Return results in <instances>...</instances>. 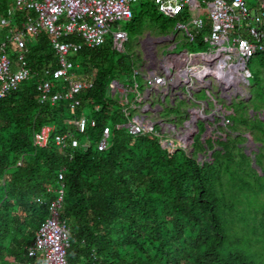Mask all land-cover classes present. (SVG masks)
I'll list each match as a JSON object with an SVG mask.
<instances>
[{
	"label": "trees",
	"instance_id": "16d2710c",
	"mask_svg": "<svg viewBox=\"0 0 264 264\" xmlns=\"http://www.w3.org/2000/svg\"><path fill=\"white\" fill-rule=\"evenodd\" d=\"M135 4L123 27L128 41L146 28L174 32L182 19L165 16L153 0ZM12 7L13 0H0V15ZM22 16L15 12L13 25L20 27ZM184 46L191 52L208 47L201 37L185 40ZM7 52L14 60V51ZM23 52L29 76L0 98V264L40 263L27 248L62 186L60 218L68 228L70 264H253L226 243L236 226L235 234L264 248V235L244 221L241 208L244 195L258 197L264 188V51L247 62L249 98H233L220 109L228 130L219 127L202 138L205 128L199 125L189 153L180 146H162L161 136L152 131L131 135L125 128L135 111L110 85L117 80L143 92L145 82L135 72L137 54L114 48L109 38L71 55L74 78L92 82L71 108L67 99L38 101L44 69L56 66L50 35L43 30L29 37ZM52 84L67 87L62 80ZM172 111L182 114L179 108ZM81 116L94 124L78 133L73 122ZM43 125L59 134L71 132L79 145L61 148L51 139L37 146L34 134ZM105 127L109 143L99 151ZM248 138L260 143L253 158L240 146ZM252 211L255 219L258 212Z\"/></svg>",
	"mask_w": 264,
	"mask_h": 264
},
{
	"label": "built area",
	"instance_id": "2783aa9c",
	"mask_svg": "<svg viewBox=\"0 0 264 264\" xmlns=\"http://www.w3.org/2000/svg\"><path fill=\"white\" fill-rule=\"evenodd\" d=\"M136 1L13 0V7L0 15V31L5 30L0 34V98L28 78L29 68L23 51L28 38L44 30L50 35L56 66L44 69V77L37 85L38 101L41 104H54L67 99L70 100L71 108L78 106L80 100L77 95L90 88L92 82L86 78H74L72 69L75 65L70 56L84 48L99 47L109 38L114 48L123 50L128 36L120 23L131 19V5ZM153 1L165 16L181 15L182 19L176 22L175 29L182 32L186 40L193 41L201 37L208 47L199 52L183 51L167 57L152 51V69L148 70L145 77L148 89H162L177 84L206 86L213 78L222 91L231 93L240 91V84H248L251 72L247 62L256 52L264 51V0H253L252 4L248 0ZM197 10H203L204 16H195L193 13ZM15 12L23 14L20 27L13 25ZM9 48L15 53L14 60L7 52ZM178 64L183 66L178 68ZM54 80L66 82L67 87L54 89ZM124 91L128 93L126 88ZM225 123L228 120H224ZM88 124L93 125L94 121L86 116L73 122L78 133H83ZM124 126L131 135L152 131L161 136L143 115L133 116ZM194 131L192 126L184 137L179 132L177 135L184 140ZM109 138V127H105L97 145L99 151L107 147ZM51 139L61 148L79 145L78 138L71 132L55 133L52 125H43L34 134L33 142L42 147ZM58 179H63L62 171ZM63 193L62 186L56 199L49 204L48 217L37 230L32 245L27 248L29 256H39V264H70L66 258L68 228L60 218Z\"/></svg>",
	"mask_w": 264,
	"mask_h": 264
},
{
	"label": "crops",
	"instance_id": "0c3cea01",
	"mask_svg": "<svg viewBox=\"0 0 264 264\" xmlns=\"http://www.w3.org/2000/svg\"><path fill=\"white\" fill-rule=\"evenodd\" d=\"M179 36L181 37L179 38ZM138 38L136 40H138ZM150 39H152V42H151L152 45H150L152 51L155 50L154 49L155 47L153 45L154 41L159 42L160 40H164V39L169 40L168 43L170 45L167 47L166 53H162L161 49L158 50L156 48L155 52L159 56H165V57L174 56V55L179 54L180 52L189 51L187 48H183L178 52L173 51V49L176 48L178 45L184 46V43L186 40L182 32L176 29L174 32L168 33L166 35L158 33V36H152L150 37ZM150 59H151V56H150ZM140 66L141 65L139 64V66L135 69V72L139 74V76L144 80L145 88L143 92L136 93L138 99L134 100V105H133L134 106L133 109L135 111L134 116L143 115L148 121L152 123L153 128L155 124H159L161 126L160 131H157L156 129L154 130L161 134L162 146H167V145L173 146V140H176L178 142V146L182 147L185 150L184 143L189 137L187 139L185 137V139L183 140L178 137L177 132L182 133L184 137V135L187 133V130L192 126L195 128V131H194L195 133L198 132L199 125H202L205 128L202 138H204L209 132L217 133L216 130L219 127L224 130H228L226 123L224 124V121H222L220 118V115H223L220 109L222 108L223 104L228 105L230 102L225 103L223 100L218 99L217 96H215L214 94L211 95L210 94L211 91L209 89L207 90L209 100H206V101L198 100L195 97V94L196 92H199L201 89H203L202 86H200V84H197L196 86H193V85L187 86L184 84L183 89H182L183 90L182 95L177 93L181 89V84L180 85L177 84L176 86H173L175 87L174 92L170 90L171 86L169 85L167 87L168 89L167 88L155 89V90H162L163 93H165L166 89L168 90L165 94V99L164 100L160 99V101H158L157 98L160 95L151 93L149 96V93L147 92L148 87L146 85L145 77L148 74V70L152 69V65L150 64V61L147 67L146 76H143V74L140 72L139 70ZM182 66H183L182 64H178L177 67L181 68ZM110 86H111V90L113 94H115L119 99H122L124 101L128 100V97L125 96L128 93L125 94L126 91L124 90L121 91L119 89L120 87L126 88L127 92H136L135 90L132 91L131 90L132 88L124 86L121 83L113 84V85L111 83ZM135 101H138L137 104ZM149 101L151 102L153 110H151L147 105L148 104L147 102ZM193 103H194V106H191V104ZM143 107H146V108L144 109ZM176 108L180 109L182 113L181 117L171 115L170 117L166 119H162L161 114L164 110L166 109L173 110ZM214 115L215 116L217 115L218 117L216 116L215 118H213L212 116ZM205 119H207V121H205ZM224 120L226 119L224 118ZM215 121L217 122L215 123ZM195 124H197L198 126L197 128L195 127ZM180 127H183V128L180 129ZM192 140L190 142L191 150L189 152L193 151Z\"/></svg>",
	"mask_w": 264,
	"mask_h": 264
},
{
	"label": "rangeland",
	"instance_id": "374dc122",
	"mask_svg": "<svg viewBox=\"0 0 264 264\" xmlns=\"http://www.w3.org/2000/svg\"><path fill=\"white\" fill-rule=\"evenodd\" d=\"M248 2L250 4H252L254 1L253 0H248ZM131 8L133 10L137 9V6L135 3H132ZM195 16H204V11L203 10H197L193 13ZM122 28L125 26L126 22H121L120 23ZM152 36H158V33L152 29V28H146L143 33L141 34V36L138 38V40L136 39H130L129 41H127L124 46H123V50H121L123 53L125 54H130V55H135L137 54L140 58L138 65L140 64L141 66L139 67L140 72L143 74V76H146V71H147V67L149 65V61H150V56L152 54V49L150 47V45H152V39H150V37ZM181 36H179L180 38ZM169 40H160L158 41H154L153 45H154V49L156 50V48L158 50H162V53H166V49L167 47L170 45L168 43ZM183 48H187L185 46L182 45H178L176 48L173 49L174 52H178ZM197 52H199L200 49H196ZM249 68L251 69H255L257 68V66L255 65H250ZM140 77L137 78V80H139L138 82H140ZM211 84L212 86L206 88L207 86L203 87V89H201L199 92H196L195 97L198 100H209L208 98V92L206 89H209L211 91L212 94H214L215 96H217L218 99L223 100L225 103L230 102L233 98L236 97H240L243 100H247L249 98V92H248V84L242 85L240 84L239 90H234L233 92H224L222 91L221 86L219 85V83L217 81H215V79L210 78ZM251 81V79H250ZM206 88V89H205ZM121 91L124 90L123 87L119 88ZM233 89H231L232 91ZM128 97V101H130V108L133 109V105H134V100H137L138 97L136 95V92H128L127 94ZM136 102V101H135ZM221 102V101H220ZM137 104V102H136ZM135 104V105H136ZM191 106H194V103L191 104ZM171 115H175V116H181L182 114H175L174 111L172 110H164L161 114L162 119H166L168 117H170ZM217 116V115H216ZM215 116V117H216ZM218 117V116H217ZM262 118L264 119V114L262 115ZM205 121H207V119H205ZM217 121H215L216 123ZM154 129H156L157 131H160L161 126L159 124H155ZM195 132L189 133L188 136L189 138L185 141V150L187 153H189V151L191 150V136L195 135ZM260 144V143H258ZM258 144H254L251 140V138H248V140H244L243 142L240 143V146L243 147V149L245 150L246 153H248V155H252V152L254 150L257 149V147L259 146ZM178 146V142L176 140H173V148ZM250 196L248 195H244V202H243V206L241 208H243L242 212V217L244 218V221H248L250 222V224H255L256 228H257V233L259 235H264V188L263 190H261L260 195L257 196H251V193H249ZM258 212L257 214H255V219L253 218V211ZM246 219V220H245ZM232 219L229 218V221H231ZM236 226L234 229L232 230L231 233V238L230 240H228V242L226 243V245L229 246L230 251L232 250H239V251H243L248 257L249 260L253 263V264H264V248L261 247H257L255 242L248 239L245 234H235L234 232H236ZM240 232V231H239ZM239 238V239H237ZM231 243V244H230Z\"/></svg>",
	"mask_w": 264,
	"mask_h": 264
},
{
	"label": "water",
	"instance_id": "95a60500",
	"mask_svg": "<svg viewBox=\"0 0 264 264\" xmlns=\"http://www.w3.org/2000/svg\"><path fill=\"white\" fill-rule=\"evenodd\" d=\"M111 83H112V85H113V84H120L117 80H113ZM248 83H249V81H248ZM183 85H184V84H181V89H180V91L177 92V93L180 94V95L183 94V90H182V89H183ZM210 86H212L211 81H209V84H208V86H207L206 88H208V87H210ZM203 87H205V86H202V88H203ZM206 88H205V89H206ZM167 89H168V88H167ZM167 89H166L165 93H163L162 90H152V89H147V92L149 93V96H150L151 93H154V94L160 95V96L157 98L158 101H160V99H161V100H164V99H165V94H166V92L168 91ZM170 90H171L172 92H174L175 87H171ZM206 90H208V89H206ZM158 92H159V93L161 92V93L159 94ZM163 94H164V95H163ZM210 94L212 95V93H210ZM148 98H149V97H148ZM147 103H148V104H147L148 107H149L151 110H153L152 105H151V102L149 101V102H147ZM141 107H142V106H141ZM212 117L215 118V115L212 116ZM220 118H221L222 121H224V118H225V117H224L223 115H220ZM195 127H196V128L198 127L197 124H195ZM181 128H183V127H180V129H181ZM192 138H193V135L191 136V139H192ZM247 154H248V153H247ZM251 156H252V158H253V154H252ZM254 164H255V162H254V160H253L252 165H254Z\"/></svg>",
	"mask_w": 264,
	"mask_h": 264
},
{
	"label": "bare ground",
	"instance_id": "6f19581e",
	"mask_svg": "<svg viewBox=\"0 0 264 264\" xmlns=\"http://www.w3.org/2000/svg\"><path fill=\"white\" fill-rule=\"evenodd\" d=\"M201 74H202V72H201Z\"/></svg>",
	"mask_w": 264,
	"mask_h": 264
}]
</instances>
